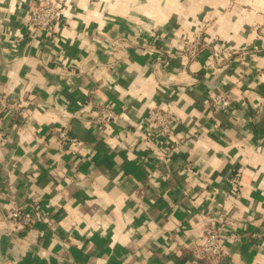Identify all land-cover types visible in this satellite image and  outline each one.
Here are the masks:
<instances>
[{
	"label": "crops",
	"instance_id": "obj_1",
	"mask_svg": "<svg viewBox=\"0 0 264 264\" xmlns=\"http://www.w3.org/2000/svg\"><path fill=\"white\" fill-rule=\"evenodd\" d=\"M40 2L0 0V91L18 104L0 117V264H264V0H56L57 24L37 30ZM194 30L206 44L189 62L179 42ZM221 49L235 52L218 64ZM89 102L131 122L169 111L178 145L161 160L124 121L89 122ZM62 126L79 146L60 144ZM213 197L225 254L195 259ZM10 205L33 218L25 231Z\"/></svg>",
	"mask_w": 264,
	"mask_h": 264
},
{
	"label": "built area",
	"instance_id": "obj_2",
	"mask_svg": "<svg viewBox=\"0 0 264 264\" xmlns=\"http://www.w3.org/2000/svg\"><path fill=\"white\" fill-rule=\"evenodd\" d=\"M59 8L56 0H42L40 3H34L30 6L27 14V22L37 30H47L55 27L58 22ZM181 58L186 61H193L198 58L202 49L205 47V42L202 39L201 31L194 30L191 38L182 37L180 40ZM114 44L118 47L123 46V40L115 41ZM152 53L156 54L160 59V50L155 45L147 47ZM241 51V50H240ZM229 50H218L212 55L214 61L219 63H226L229 60L231 53ZM230 96L225 90H216L209 99V105L214 113H228V102ZM90 106L87 110L88 121L96 124L99 127H105L110 124L124 121L125 126L134 131V140L146 141L152 146L154 156H158L161 160L169 158L174 147L178 145V141L173 137V127L178 123V118L169 111H163L159 108H147L146 114L143 118L135 122H131L127 118L128 110L126 106L122 105L119 111L114 110L112 103L89 102ZM18 107L16 98L11 92L0 91V117L9 110ZM57 138L61 145H68L69 147L79 146L80 141L71 136L66 126H62L57 131ZM238 181L232 179L230 181L229 193L237 194ZM212 197V191L208 195ZM215 197L209 200V206L200 210V229L198 232L197 243L191 242L190 255L195 259L200 260H218L225 254L224 242L227 238V228L229 226V216L224 212L220 203ZM215 204L214 207L211 204ZM6 219L10 223L12 230L25 231L26 227L32 224L33 218L21 208L10 205L7 208ZM184 248V251H189Z\"/></svg>",
	"mask_w": 264,
	"mask_h": 264
}]
</instances>
